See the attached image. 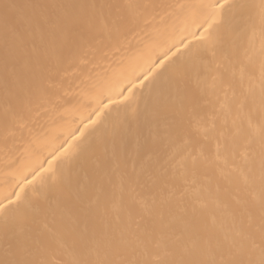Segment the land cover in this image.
I'll return each instance as SVG.
<instances>
[{
	"label": "snow or ice",
	"instance_id": "obj_1",
	"mask_svg": "<svg viewBox=\"0 0 264 264\" xmlns=\"http://www.w3.org/2000/svg\"><path fill=\"white\" fill-rule=\"evenodd\" d=\"M226 6H159L207 11L196 23L203 31L192 35L211 61L195 79L184 66L173 69L164 102L149 110L147 132L138 109L114 123L110 153L86 186L58 179L52 161L32 180L23 177L21 192L50 173L60 195L12 218L4 213L21 192L0 201V230L19 226L13 264H264V42L258 61L251 48L241 55L230 45L214 27ZM148 7L133 0H0L5 128L31 131L34 107L51 103L70 70L106 57L109 46L127 55ZM260 8L264 23V0ZM170 52L152 61L140 85L155 79L166 61L174 63ZM136 87L130 82L121 97L130 102Z\"/></svg>",
	"mask_w": 264,
	"mask_h": 264
},
{
	"label": "bare ground",
	"instance_id": "obj_2",
	"mask_svg": "<svg viewBox=\"0 0 264 264\" xmlns=\"http://www.w3.org/2000/svg\"><path fill=\"white\" fill-rule=\"evenodd\" d=\"M23 3L25 0H18ZM47 2V0H40ZM127 2V0H123ZM150 7L142 9L137 31V40L133 49L117 52L109 46L104 49L109 54L88 65H81L78 70H70L59 88L58 95L51 98V103L36 106L33 109L29 128L23 133L17 129L13 134L5 128L0 119V201L7 204L5 197L21 192L19 186L24 176L29 180L40 173V165L52 167L58 179L66 177L76 187L86 186L92 179L93 170L100 167L106 155L110 153L109 133L114 123L129 116L133 109H138L145 132L151 127L150 108L153 104L163 103L166 82L173 75V69L184 66L195 79L205 70L212 53L206 45L193 37L199 35L196 23L203 22L207 11L197 7H159L160 5H197L200 3H225L224 9L217 12L218 27L215 30L225 35L230 45L239 48L241 55L245 49H252L259 59V52L264 42V23L261 20L262 0H133ZM157 6V7H151ZM163 18V22L162 21ZM151 36L148 41L142 38ZM183 41V43H181ZM107 43V37H105ZM188 47L185 48L184 45ZM171 48L169 56L174 61H166L164 69H157L155 79L143 80L152 61L163 58V52ZM177 48L180 51H177ZM172 53H176L172 56ZM5 57L4 41L0 38V71L3 70ZM258 66V64H257ZM12 68L16 65L12 64ZM135 81L134 97L125 101L120 93L128 95L130 82ZM111 98V102L109 101ZM102 102V103H101ZM107 104L97 119L96 112ZM3 106L0 104V117ZM97 120L91 124L88 117ZM83 130V135H81ZM78 138V139H77ZM73 145L67 156L61 155L65 148ZM60 195L51 188V174L41 173L33 178V183L26 185L21 198L4 213L12 218L25 213L28 206L43 207L44 197L50 200ZM19 226L12 224L8 232L0 230V264H13L17 259L15 250L16 232ZM44 228V225H41Z\"/></svg>",
	"mask_w": 264,
	"mask_h": 264
}]
</instances>
